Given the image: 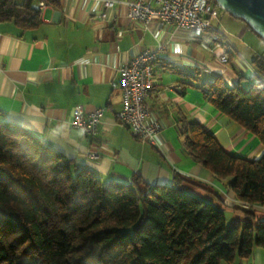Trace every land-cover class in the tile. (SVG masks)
I'll use <instances>...</instances> for the list:
<instances>
[{"label": "crops", "instance_id": "0c3cea01", "mask_svg": "<svg viewBox=\"0 0 264 264\" xmlns=\"http://www.w3.org/2000/svg\"><path fill=\"white\" fill-rule=\"evenodd\" d=\"M141 1L157 6V0ZM100 2L60 0L59 7L47 6L40 25L29 31L0 22L3 119L88 167L104 183L131 184L137 176L149 185L170 186L178 176L185 192L226 205L227 223L240 218L246 207L225 183L185 154L182 132L185 123L197 122L227 153L252 160L263 157L260 142L210 106L197 87L217 76L229 86L249 87L257 75L252 60L263 56L264 44L244 23L221 11L222 30L234 46L228 63L222 64L220 51L209 42L175 25L129 20L123 4L95 24ZM158 46L163 48L151 62L154 85L146 102L163 130L154 143H142L117 117L122 109L120 68L141 49ZM77 105L84 106L86 114L104 110L95 137L69 125ZM91 152H98L99 158H88ZM254 208L264 219V208ZM245 262L264 264V250L256 248L248 260L234 264Z\"/></svg>", "mask_w": 264, "mask_h": 264}, {"label": "trees", "instance_id": "16d2710c", "mask_svg": "<svg viewBox=\"0 0 264 264\" xmlns=\"http://www.w3.org/2000/svg\"><path fill=\"white\" fill-rule=\"evenodd\" d=\"M34 1L0 0V22L37 28ZM252 64L257 80L247 88L221 76L197 88L264 148L263 56ZM182 135L185 154L246 207L229 225L226 205L185 192L178 176L170 186L137 176L131 184L104 183L0 113V264H234L264 250V219L254 208H264V155H231L197 122L185 123Z\"/></svg>", "mask_w": 264, "mask_h": 264}, {"label": "built area", "instance_id": "2783aa9c", "mask_svg": "<svg viewBox=\"0 0 264 264\" xmlns=\"http://www.w3.org/2000/svg\"><path fill=\"white\" fill-rule=\"evenodd\" d=\"M20 2L27 0H19ZM152 7L141 0L122 2L120 0H101L98 16L93 22L100 24L106 19L108 10L123 4L126 18L148 24L156 21L161 27L175 25L188 30L199 40L212 45L220 51L219 60L228 63V54L234 49L230 37L224 33L221 24V10L212 0H157ZM46 0H35L30 8L42 12L47 8ZM222 38L230 39V47H223ZM162 46L154 49H141L129 62L120 68L119 87L122 93V109L117 117L127 125L138 141L154 143L155 136L163 130L162 121L148 108L147 98L154 85V70L151 62L156 58ZM103 109H96L86 114L82 105L74 107L69 125L84 131L87 136L95 137L102 123ZM88 158L98 159V152H91ZM244 264H252L245 262Z\"/></svg>", "mask_w": 264, "mask_h": 264}, {"label": "water", "instance_id": "95a60500", "mask_svg": "<svg viewBox=\"0 0 264 264\" xmlns=\"http://www.w3.org/2000/svg\"><path fill=\"white\" fill-rule=\"evenodd\" d=\"M231 17L242 20L264 40V0H212Z\"/></svg>", "mask_w": 264, "mask_h": 264}, {"label": "bare ground", "instance_id": "6f19581e", "mask_svg": "<svg viewBox=\"0 0 264 264\" xmlns=\"http://www.w3.org/2000/svg\"><path fill=\"white\" fill-rule=\"evenodd\" d=\"M222 45H223V47H230V39L229 38H222Z\"/></svg>", "mask_w": 264, "mask_h": 264}, {"label": "rangeland", "instance_id": "374dc122", "mask_svg": "<svg viewBox=\"0 0 264 264\" xmlns=\"http://www.w3.org/2000/svg\"><path fill=\"white\" fill-rule=\"evenodd\" d=\"M222 13L223 14H225V16H229V17H231L227 12H225V11H222ZM228 18V17H227ZM262 55L264 56V50H262ZM257 79L255 78V79H253L252 78V81L254 82V81H256ZM247 88V87H246ZM229 219V218H228ZM228 225H229V220H228V223H227ZM225 264V263H224Z\"/></svg>", "mask_w": 264, "mask_h": 264}]
</instances>
